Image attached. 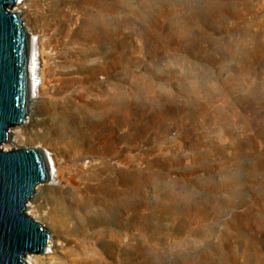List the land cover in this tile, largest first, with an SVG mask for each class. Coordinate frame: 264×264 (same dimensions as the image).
I'll use <instances>...</instances> for the list:
<instances>
[{
  "label": "rangeland",
  "instance_id": "rangeland-1",
  "mask_svg": "<svg viewBox=\"0 0 264 264\" xmlns=\"http://www.w3.org/2000/svg\"><path fill=\"white\" fill-rule=\"evenodd\" d=\"M26 4L39 88L6 148L56 170L27 211L48 227L85 194L116 220L117 264H264V0Z\"/></svg>",
  "mask_w": 264,
  "mask_h": 264
},
{
  "label": "water",
  "instance_id": "water-1",
  "mask_svg": "<svg viewBox=\"0 0 264 264\" xmlns=\"http://www.w3.org/2000/svg\"><path fill=\"white\" fill-rule=\"evenodd\" d=\"M19 0H0V148L29 111V37L18 13ZM51 178L47 153L40 148L0 149V264H26L44 256L46 230L25 213L39 185Z\"/></svg>",
  "mask_w": 264,
  "mask_h": 264
},
{
  "label": "bare ground",
  "instance_id": "bare-ground-1",
  "mask_svg": "<svg viewBox=\"0 0 264 264\" xmlns=\"http://www.w3.org/2000/svg\"><path fill=\"white\" fill-rule=\"evenodd\" d=\"M26 2L27 0H19L18 3L14 5V8L11 10V12L18 13L21 18V15L23 14V12L28 9L27 8L28 5L26 4ZM26 5L27 7H25ZM53 6L54 5L52 3L48 7H46L47 13L52 12L54 14V17L58 18L59 11H56L53 9L57 6L56 5L55 7ZM23 27L29 37V94H30V100H29V111L25 118V122L23 124V126L25 125L27 126L30 120L34 119L33 118L34 100L36 99L37 91L39 88V74H38L39 53L36 48L37 39L35 38V36L31 34L27 26L23 24ZM18 131L19 129L16 130L15 132L14 131L12 133L10 132V138L7 142L8 145H12L15 142H17L18 139H20ZM5 144L1 145L0 149L2 151H7V148H6L7 144L6 145ZM45 152L47 153V156L49 159L51 178L49 182L44 184L43 186L50 187V186H53L51 182H53L54 180L56 170H55V166H54V163H53V160L50 154L46 150ZM90 154L95 155L96 153H92L89 151H87V153L78 152V153H74V157L79 159V157L88 156ZM35 193H36V190L34 191L33 194L35 195ZM32 196L29 198V200L26 203L25 213L35 222L39 223L41 226L44 227L45 224L43 225L42 224L43 222H40L34 214L33 216L31 214V211L30 212L27 211L31 209V205L33 204L32 201L34 200V198ZM56 205L57 206L52 208V210L49 212V215L47 218L48 227L47 226L44 227L45 230L47 228L46 233L49 237V241L46 245L47 253L45 255L47 254L58 255L59 260L57 261V264H113V261H115L116 264L118 263V257L116 255V250H117L116 243L117 244L119 243L120 230L118 229L117 223H115L116 220L111 221L109 219H104L103 221H99V222L93 221L94 220L93 218H92L93 220H91L90 214L87 213L90 203L85 194L79 195L75 200H70L69 198L67 199V197H65L64 200L59 201V203H57ZM103 207H104L103 209L108 208L107 205ZM127 208H130V207H127ZM132 249L133 250H130V251H134V248ZM129 254L130 252L128 253V255ZM33 257L34 256H27L25 258L26 264H34ZM36 257H39V256H36Z\"/></svg>",
  "mask_w": 264,
  "mask_h": 264
}]
</instances>
